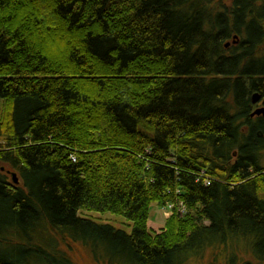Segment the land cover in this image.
I'll return each instance as SVG.
<instances>
[{
  "label": "trees",
  "instance_id": "16d2710c",
  "mask_svg": "<svg viewBox=\"0 0 264 264\" xmlns=\"http://www.w3.org/2000/svg\"><path fill=\"white\" fill-rule=\"evenodd\" d=\"M255 93L264 0H0V264H264Z\"/></svg>",
  "mask_w": 264,
  "mask_h": 264
},
{
  "label": "rangeland",
  "instance_id": "374dc122",
  "mask_svg": "<svg viewBox=\"0 0 264 264\" xmlns=\"http://www.w3.org/2000/svg\"><path fill=\"white\" fill-rule=\"evenodd\" d=\"M261 107V105H259ZM4 109V101L0 99V120L2 117V112ZM257 109V108H256ZM165 213H168L166 215ZM172 215L169 208H160L157 204H152L150 211V218L148 222L149 230L153 233H158L164 227L167 219ZM80 217L90 219L97 223L107 224L115 227L116 229L123 230L128 234L132 233L133 226L130 222L120 216L113 215L111 213H98V212H89L84 210L83 213H80ZM59 241V250L67 252L71 257L74 264H102L98 261H95L92 257V253L88 248L79 243L72 242H62ZM43 244V243H42ZM46 247L55 246V243L52 241H46ZM103 255V254H102ZM242 256V255H241ZM246 261H251L247 260ZM213 258L211 255L206 256L204 261H201L198 264H212ZM254 261V260H253ZM254 263H256L254 261ZM243 264V263H240ZM257 264V263H256Z\"/></svg>",
  "mask_w": 264,
  "mask_h": 264
},
{
  "label": "water",
  "instance_id": "95a60500",
  "mask_svg": "<svg viewBox=\"0 0 264 264\" xmlns=\"http://www.w3.org/2000/svg\"><path fill=\"white\" fill-rule=\"evenodd\" d=\"M239 42V37L238 36H235L233 38V41L232 42H228L226 44V47H229L230 45L232 44H237ZM262 100V96L259 94V93H255L253 96H252V103L254 105H261L260 102ZM260 115H264V105H262L261 107H258L253 113H252V117H255V116H260ZM12 176V179H13V182L15 184H19V179L17 177V174L16 173H12L11 174Z\"/></svg>",
  "mask_w": 264,
  "mask_h": 264
},
{
  "label": "built area",
  "instance_id": "2783aa9c",
  "mask_svg": "<svg viewBox=\"0 0 264 264\" xmlns=\"http://www.w3.org/2000/svg\"><path fill=\"white\" fill-rule=\"evenodd\" d=\"M166 208H169L170 212H172L174 210V208H175V205L169 204L168 206L164 207V209H166ZM178 208H179L181 213L184 212V207L182 205H180ZM165 214L168 215V213H165Z\"/></svg>",
  "mask_w": 264,
  "mask_h": 264
},
{
  "label": "bare ground",
  "instance_id": "6f19581e",
  "mask_svg": "<svg viewBox=\"0 0 264 264\" xmlns=\"http://www.w3.org/2000/svg\"><path fill=\"white\" fill-rule=\"evenodd\" d=\"M262 100H263V98H262ZM260 104H261V106H262L263 102L261 101Z\"/></svg>",
  "mask_w": 264,
  "mask_h": 264
}]
</instances>
